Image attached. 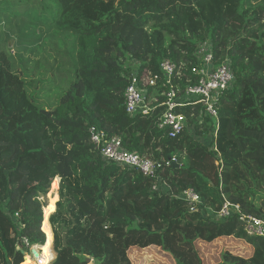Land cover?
<instances>
[{
	"label": "trees",
	"instance_id": "obj_1",
	"mask_svg": "<svg viewBox=\"0 0 264 264\" xmlns=\"http://www.w3.org/2000/svg\"><path fill=\"white\" fill-rule=\"evenodd\" d=\"M11 18L22 29L46 27L72 42L58 40L64 49L56 45L49 64L65 84L50 109L34 100V81L16 75L0 48V264H23L31 246H45L47 224L57 254L50 264H132L135 247H159L176 264H203L196 244L221 238L244 240L253 250L248 257L226 251L218 264H264V236L248 237L237 215H207L229 201L264 219V0H0V26ZM207 40L215 66L229 60L235 75L217 104L218 152L201 105L177 109L186 118L178 135L159 128L162 93L170 89L161 63L176 65L173 88L182 94L198 82V51ZM134 60L158 77L150 118L126 112ZM40 69L36 63L34 72ZM92 128L142 156H178V164L158 172L171 192L105 161ZM207 160L218 161L217 172L194 165ZM56 178L61 198L50 218L40 199ZM187 190L201 197L197 211L178 197Z\"/></svg>",
	"mask_w": 264,
	"mask_h": 264
},
{
	"label": "built area",
	"instance_id": "obj_2",
	"mask_svg": "<svg viewBox=\"0 0 264 264\" xmlns=\"http://www.w3.org/2000/svg\"><path fill=\"white\" fill-rule=\"evenodd\" d=\"M198 54L203 66L200 70H194L198 75V82L196 85L188 87L182 94L173 88L176 65L169 60L161 63V70L167 85H170V89L162 93L165 97L164 105L166 109L160 118L159 128H169L173 137L178 135L184 127L186 118L184 115L178 114L177 109L188 104L201 105V118L208 117L212 122V130L209 134L211 149L218 152L217 138L220 122L217 104L221 101L224 93L233 87L235 75L229 60L215 66L214 45L211 40H207L200 45ZM129 65L131 74L130 84L125 91L126 112L131 118H150L157 108V105L153 103L156 95L150 94V88L156 86L158 77H153L146 69L141 70V64L135 60L130 61ZM91 141L105 161L115 163L124 169L138 171L154 179L153 189L155 191L167 190V192H171V188L159 177L158 172L178 164V156L161 160L142 156L137 152L124 148L121 138H108L104 132L95 128L91 129ZM216 162L219 166L218 161ZM178 197L185 201L192 208V211H197L198 205L202 204L201 197L193 190L184 191ZM207 215L216 220H225L237 215L242 223L243 231L248 237L264 236V219L245 215L239 205H234L229 201H225L219 211H209ZM24 243L29 246L26 240H24ZM34 247L37 246H31L30 250Z\"/></svg>",
	"mask_w": 264,
	"mask_h": 264
},
{
	"label": "rangeland",
	"instance_id": "obj_3",
	"mask_svg": "<svg viewBox=\"0 0 264 264\" xmlns=\"http://www.w3.org/2000/svg\"><path fill=\"white\" fill-rule=\"evenodd\" d=\"M10 21V24L5 25L3 23L4 25L0 26V48L7 49L12 59V65H14L13 71L16 75H20L22 79H26L29 82L34 81L32 85H29L34 100L42 104L46 109H50L55 106L56 101L61 95V91H57V89L65 87V84H63L64 75L59 76L49 72V64L53 65L54 59L57 56V53L54 52L55 46L57 45L58 48L64 49L58 40H63V45L70 47V45H67L66 39L70 38L72 42V38L68 35H60L58 37L54 32L48 31L46 27L22 29V24L17 19L14 20L11 18ZM20 29L22 30L20 31ZM19 57L25 62L20 61ZM27 60L29 61L27 62ZM36 63L41 66L38 73L34 72ZM52 80H54L55 84L50 86L49 83H52L50 82ZM194 165L198 169L205 170V173H207V171H213V173L214 170L215 172L218 171L216 161L207 160L204 164L200 165V167L196 164ZM60 183L61 180L56 178L49 193L40 199V203L45 208L43 211L44 214L48 211L50 218L57 211L58 202L61 198ZM46 234L48 235V242L51 243V250L46 251L44 247L41 249L40 247L34 248L41 252V254L51 262L56 258L57 254L53 248L52 233L50 231L51 235H49L47 225ZM196 248L203 264L220 263L222 254L226 251L231 252L233 255L248 257L253 250L244 240L235 238H221L210 244L198 242ZM25 256L32 258L33 253L30 251V253L25 254ZM129 258L132 264H176L174 258L159 247H149L147 249L132 248L129 251Z\"/></svg>",
	"mask_w": 264,
	"mask_h": 264
},
{
	"label": "bare ground",
	"instance_id": "obj_4",
	"mask_svg": "<svg viewBox=\"0 0 264 264\" xmlns=\"http://www.w3.org/2000/svg\"><path fill=\"white\" fill-rule=\"evenodd\" d=\"M47 227H48L49 235H51L50 234L51 226L49 224H47ZM52 239H53V237H52ZM43 247H44V249L46 251H50L51 250V243L48 242L45 246H40V249L43 248ZM34 250H35V252H32L33 253V257L32 258H28L27 262H25L23 264H49L50 263L49 260H47L46 257L43 254H41V252H39L35 248H34ZM46 254H48V253H46Z\"/></svg>",
	"mask_w": 264,
	"mask_h": 264
},
{
	"label": "water",
	"instance_id": "obj_5",
	"mask_svg": "<svg viewBox=\"0 0 264 264\" xmlns=\"http://www.w3.org/2000/svg\"><path fill=\"white\" fill-rule=\"evenodd\" d=\"M37 247H40V246H37ZM32 252H35V250L33 249V250H32ZM27 259H28V257H27V256H25V257H24V262H26V261H27Z\"/></svg>",
	"mask_w": 264,
	"mask_h": 264
},
{
	"label": "clouds",
	"instance_id": "obj_6",
	"mask_svg": "<svg viewBox=\"0 0 264 264\" xmlns=\"http://www.w3.org/2000/svg\"><path fill=\"white\" fill-rule=\"evenodd\" d=\"M37 246H41V245H37ZM31 251V250H30ZM32 252V251H31ZM30 253V252H29Z\"/></svg>",
	"mask_w": 264,
	"mask_h": 264
},
{
	"label": "crops",
	"instance_id": "obj_7",
	"mask_svg": "<svg viewBox=\"0 0 264 264\" xmlns=\"http://www.w3.org/2000/svg\"><path fill=\"white\" fill-rule=\"evenodd\" d=\"M51 254H53V253H51Z\"/></svg>",
	"mask_w": 264,
	"mask_h": 264
}]
</instances>
